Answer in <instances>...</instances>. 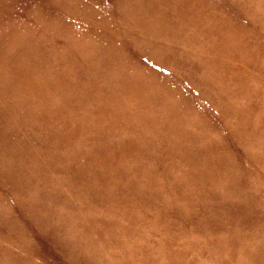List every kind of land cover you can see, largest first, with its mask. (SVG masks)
Segmentation results:
<instances>
[{"label":"rangeland","instance_id":"1","mask_svg":"<svg viewBox=\"0 0 264 264\" xmlns=\"http://www.w3.org/2000/svg\"><path fill=\"white\" fill-rule=\"evenodd\" d=\"M0 264H264V0H0Z\"/></svg>","mask_w":264,"mask_h":264}]
</instances>
